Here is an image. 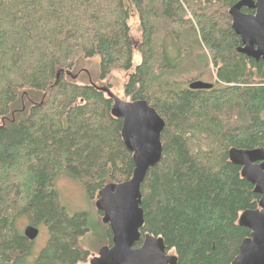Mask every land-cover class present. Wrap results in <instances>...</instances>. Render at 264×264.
<instances>
[{"label": "trees", "instance_id": "obj_1", "mask_svg": "<svg viewBox=\"0 0 264 264\" xmlns=\"http://www.w3.org/2000/svg\"><path fill=\"white\" fill-rule=\"evenodd\" d=\"M238 1L0 0V264L89 262L82 239L94 220L68 214L55 181L72 179L96 201L105 185L132 176L122 121L102 90L109 86L70 76L78 59L96 57L100 79L129 73L125 97L145 101L165 122L162 158L141 185L135 247L148 234L177 264H231L250 236L239 216L258 209L259 196L228 152L264 149V63L236 51L228 10ZM132 18L141 34L137 65ZM210 69V89H189ZM19 217L48 231L36 258ZM97 226L110 246L108 226Z\"/></svg>", "mask_w": 264, "mask_h": 264}, {"label": "water", "instance_id": "obj_2", "mask_svg": "<svg viewBox=\"0 0 264 264\" xmlns=\"http://www.w3.org/2000/svg\"><path fill=\"white\" fill-rule=\"evenodd\" d=\"M243 8L253 10L254 14L242 13ZM228 14L231 29L241 42L237 53L264 63V0H240L229 8ZM211 87L202 81L189 85L191 90ZM102 90L112 101L111 114L122 121L121 138L132 154L134 169L129 180L107 184L98 192L95 208L111 231L112 239L111 245L101 247L89 264H177V257L168 255L161 238L147 234L141 245L135 247L140 242L144 222L141 185L148 171L162 158L160 138L165 122L145 101H122L109 89ZM228 158L240 167L241 177L259 196L258 209L246 210L239 216L238 225L248 229L250 236L241 242L231 264H264V149L231 148ZM23 235L34 241L38 230L28 225Z\"/></svg>", "mask_w": 264, "mask_h": 264}, {"label": "rangeland", "instance_id": "obj_3", "mask_svg": "<svg viewBox=\"0 0 264 264\" xmlns=\"http://www.w3.org/2000/svg\"><path fill=\"white\" fill-rule=\"evenodd\" d=\"M186 19H191V15L188 10H186ZM129 26L131 42L135 50L133 53V63L134 65H137L140 62V56L138 55L136 49L141 42V34L138 30V22L135 18H132L129 21ZM76 65L77 67H74V70L72 71L73 74H69L70 76L75 74L73 76V80H75L76 83H90L96 85L97 87L109 86L108 89L113 95L122 101H129L123 92L124 84L127 81L129 73L115 69L110 72L105 80H102L100 79L99 59L97 57L92 59L80 58L77 60ZM201 81L205 83H212L214 81L212 70L210 72L208 71ZM262 116L264 118V113ZM55 188L58 192L60 203L68 214L72 215L78 212H87L92 216L96 227L82 239V245L89 250L91 254L90 258L95 257L98 250L103 247L104 243H106L105 238H101L103 236L101 227L97 226L99 223L101 226L106 227V225H104L101 221V213L99 214L95 208V199L92 201L87 199L86 194L80 185L65 176H60L56 179ZM28 225L30 224L24 217H19L16 220V227L21 233H23L25 227ZM37 230L38 235L34 241H32L33 246L30 253L32 258H36L38 256L39 252L45 247L49 239V234L45 226L39 225L37 226ZM83 264H89V262Z\"/></svg>", "mask_w": 264, "mask_h": 264}, {"label": "flooded vegetation", "instance_id": "obj_4", "mask_svg": "<svg viewBox=\"0 0 264 264\" xmlns=\"http://www.w3.org/2000/svg\"><path fill=\"white\" fill-rule=\"evenodd\" d=\"M245 10H248L249 12H245ZM242 13L253 15V14H254V11H253V10H249V9H247V8H243V9H242Z\"/></svg>", "mask_w": 264, "mask_h": 264}, {"label": "bare ground", "instance_id": "obj_5", "mask_svg": "<svg viewBox=\"0 0 264 264\" xmlns=\"http://www.w3.org/2000/svg\"><path fill=\"white\" fill-rule=\"evenodd\" d=\"M118 4V3H117Z\"/></svg>", "mask_w": 264, "mask_h": 264}]
</instances>
